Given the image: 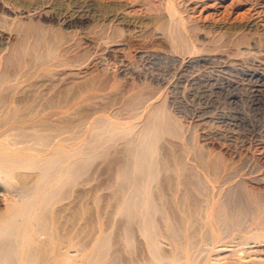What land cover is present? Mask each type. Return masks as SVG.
<instances>
[{
    "label": "bare ground",
    "instance_id": "6f19581e",
    "mask_svg": "<svg viewBox=\"0 0 264 264\" xmlns=\"http://www.w3.org/2000/svg\"><path fill=\"white\" fill-rule=\"evenodd\" d=\"M8 1L11 2L13 8L15 5L21 7L22 13H19L15 19L12 18V26L11 20L4 17L9 21L11 28L6 26L5 23L3 26L8 27L10 30L7 29L10 32L14 31L13 27H15L16 34L19 31H23L24 35L22 34L23 38L20 36V40L15 43L12 41V46L10 35H0V52L9 53L6 61L4 62L3 60L2 62L15 66L12 73L2 71L4 73L1 72L2 74L0 75V264H35L36 249L38 247H46L52 241L54 235L52 222L55 206L64 198L67 190H75L80 177L89 168L88 165H90L93 158L104 155L113 148L117 149L116 147L118 146H122L125 157L123 158L124 161L117 166L110 186L112 192L110 204L112 209H109L110 212L108 214L109 225L104 229L96 228L89 246L81 247L74 242L65 250L60 247L62 253L55 257V264H261L264 261V194L254 191L253 188L250 189L248 183L254 185L264 184V165L261 164H264V153L256 154V152L251 153L248 151L251 153L250 156H244L241 155L242 152H239V154L237 151L233 152V154L237 155L239 159L237 161L228 159V161L224 160L220 152L210 150L202 145L198 146L194 143L192 145L193 133L198 129L196 128L192 132L193 127H190L189 124L181 125V121H179L180 123L178 122V115L173 114L177 110H175L176 104L173 99L168 100L167 103L165 102L166 104L157 105L159 97L156 94V98L154 95L151 96V94L146 95V97L136 90L138 87L149 86V84H152V86L155 84L157 89V85H169L168 87H172L173 85H170L168 78L143 75L131 68L128 71L129 65L126 69L122 67L115 69L112 67L114 68L113 72L118 70V73H115L120 76L124 75L125 79L131 74L129 75L131 79L133 77L135 82L137 80L141 83V86L138 84L136 87L135 85L138 83L136 82L133 85L136 87V91L133 90L132 93L127 94L126 98L123 95L125 100L122 98L124 107L123 105L121 107L129 113L130 120H141L140 123L135 125L123 126L121 123H116V121H110L108 116H94L91 119L87 117L86 120L81 121L79 118L80 107L78 105V111L74 105L77 98H73L75 102H71L73 104L68 101L67 104H65L66 102L63 103L61 100L64 99L66 101L67 99L62 97L60 101L54 97V100L53 98L48 99L49 101L46 99L45 102L42 100L43 103H30L31 100L27 101L24 99V95L29 92V84L25 85L27 83L24 84V79L25 77L27 79V73H29L27 69L30 66L33 67V65L29 64V62L31 63L29 57H32L31 60L36 66L37 64L43 66L46 62L49 65L48 60H51L56 52L71 56L69 51L70 49L75 51V48L73 47L74 42H69L72 44L73 49L70 47L71 44L67 43L70 37L67 42H64L66 36L63 35V30H61V33L63 32L62 36L64 37L59 33L62 38H58L59 40L54 38L55 40H53L51 37L52 40L50 39L49 35L55 33L56 27L54 30H52L53 27L51 29L42 28L37 33V39L36 41L34 40L35 43L29 46V32L33 31L32 27L41 28V23L37 22L39 26L35 23H33L34 25L31 24L32 21H30L31 23H26L22 21L24 17H29L38 12L42 13L45 10L49 14H53L58 21H63L67 18H88L94 23V27H92L95 30V34L99 35L97 38H101V41H103L101 42V44L103 43L102 47L103 45L105 47L106 43L111 42L109 39L112 35L114 37V33L118 30L115 29L116 27L129 24L130 21L123 16L124 14L121 15L123 11H120L121 14L117 12L118 10L111 9L106 11V6H100L93 0ZM219 1H214V4L222 5ZM234 1L236 0H232V3ZM263 7L259 5L257 10L255 9L257 11L255 13L261 14L264 10ZM171 17L173 16L171 15ZM5 19L4 21H6ZM177 20L180 19L177 18ZM173 21L175 23L176 19ZM6 23L8 22L6 21ZM173 23L170 20L169 24ZM180 23H178L179 26ZM2 24L0 23V26ZM179 26H176L178 30L183 27V25L182 27ZM233 28L235 29V27ZM187 29H185V32H187ZM222 29L224 28L222 27L220 30ZM58 30L57 27L56 31ZM176 30L173 31L176 32ZM188 30H190V34L193 32L191 29ZM240 30L248 32L249 35H255L254 33L259 30V24L253 22ZM121 32L123 33V31ZM32 33L36 36L35 32ZM176 33L171 32L169 36L172 49L175 52L184 50L185 52L182 53H186L189 57L180 60L173 56H163L157 59L167 61L170 64H177L181 61L182 67L209 61L205 59L206 57H195L193 53L196 54V44H191L186 35L179 34L180 32ZM10 34L12 36V33ZM116 34H119V32ZM9 45L10 48L8 47ZM97 46L96 48H98ZM78 48L75 51L76 53ZM96 48L94 47V49ZM119 48L122 49L121 47ZM39 49L42 50L39 51ZM79 50L81 49L79 48ZM246 51L251 56V51L253 50L247 49ZM71 52L73 53V51ZM89 53L87 52V54ZM96 57L91 59L90 64L94 63L97 70L100 69L101 71H99V75L104 73V77H106L105 75H108L106 70L109 69H107V63L109 62H105V64L103 61H99L98 57L96 59ZM144 58L142 55L141 60ZM2 59L3 57L0 58V60ZM52 60L55 61L54 58ZM245 60L247 61V59ZM257 60L255 58L253 61L257 62ZM52 64L54 63L52 62ZM70 64L72 63L70 62ZM119 65L122 66L123 64L121 65L120 63ZM227 65L224 68L230 69V66ZM259 67L243 70L244 72H242V76L246 80L254 83L255 92L258 93L264 88V68ZM131 70L133 71L132 73ZM179 70L183 71L180 68ZM76 74L78 76L79 73ZM76 74L74 75L76 76ZM83 74L85 73L83 72ZM69 76H73V73ZM114 76L117 77L116 75ZM99 77L97 76V78ZM120 78H115L117 80L114 81H118ZM89 79L90 81H87ZM87 80H85L87 83L85 82L86 85L84 87L89 90L93 85L88 84V82L91 83L92 79L88 78ZM95 80L93 79V81ZM120 81L122 83V79ZM120 81H118V85ZM75 82H77L76 79L73 82V86ZM96 82L100 83L99 80H96ZM130 82L128 83L130 84ZM97 83L95 86L98 88L102 82L98 86ZM116 83L114 82V85H117ZM76 85L82 87L83 84ZM73 86V90L70 88L66 89L68 91H74V88L78 89V87ZM128 86L126 88L132 90V87L129 88ZM154 87H151V89L153 88V93L156 90ZM145 88H142V90H145ZM163 89L161 91H164ZM79 90L81 89L79 88ZM90 90L89 92L93 91V89L92 91ZM145 91L147 92V89ZM159 91L157 90L156 93ZM81 95L83 98V94L78 96ZM52 96L50 94V97ZM230 96L232 102L236 100L233 95ZM163 100L166 101L167 99ZM124 110L118 113L121 114L122 112L123 114ZM174 115L177 116L175 117ZM165 134L184 143V145L182 144L185 146L182 147L184 150L182 149L183 152L179 153H181L182 156L180 157H183L185 161L175 160L172 162L176 157L173 158L171 156L173 159L171 158L170 162L169 154L171 153H166L169 162H167V158H165L167 161L163 160L161 162L159 160V156L161 157L162 155L159 154L162 146L160 145L158 148V145L162 143L161 139ZM180 157L177 159H180Z\"/></svg>",
    "mask_w": 264,
    "mask_h": 264
},
{
    "label": "rangeland",
    "instance_id": "374dc122",
    "mask_svg": "<svg viewBox=\"0 0 264 264\" xmlns=\"http://www.w3.org/2000/svg\"><path fill=\"white\" fill-rule=\"evenodd\" d=\"M34 1L35 0H29V2H34ZM83 1H92V0H83ZM93 1H96L100 6H103V7L106 6L105 7L106 11H109L111 9L116 10V11L118 10L117 11L118 13L120 11L121 12L123 11L122 14L121 12L119 14L121 15L124 14L123 16H125L127 20L129 19L130 21L129 24L122 25V26L120 25L118 26V28L117 27L115 28L116 30L118 29L117 31L119 32V34H116L118 33L116 31L114 33V37H112L113 36L112 35L111 38L109 39L111 42L108 41L109 43H106L105 47L104 45L102 47V44H103V43L101 44V42H103L101 41L102 39L97 38L99 37V35L97 36L96 35L97 33L95 34V30L93 28L94 23L88 18H83V19L67 18L66 20L64 19L63 21H58L54 18L53 14H49V12H46L45 10L42 11V13L38 12L36 14H32L29 17H24V18L22 17L23 18L22 21L26 23L32 21V23L31 22L30 23L31 24L35 23L37 26H39L38 24L41 23L40 25L41 28L37 27L36 29V27L35 28L32 27L33 31L32 30L31 31L35 32L36 36L31 31L29 32L30 33L29 46L35 43L37 39V35H38L37 33H39L42 28L51 29L53 27L52 30H54L55 27L56 29L58 27L60 31L59 30L56 31L55 29V33H53L54 35L53 34L49 35L50 39L52 40L53 38V40H55L54 38L58 39V38H62L66 36L65 38L66 40L64 39V42H67L68 41L67 39L70 37L67 43L70 45L71 43L74 42L73 47L75 48V51L77 50V47H79L81 50H79L78 48V51L80 52V54L83 53L80 56L79 52L77 51L78 55H76L77 53L71 49L69 51L71 56L66 55V54L64 55L59 54L58 52H56V54L53 55L54 57L52 56L55 61H53L52 60L53 58H51V60L50 59L48 60L49 65H47V62H46L43 66L37 64L38 67L31 60L32 57L31 58L29 57V60L31 61V63L29 62V64L33 65V67L29 65L30 67L29 69H27L29 71V73H27V79L26 77L25 79L23 78L25 80V82L23 81L24 84L25 83H27L25 85L29 84V92H27L26 95H24L25 100L27 101L31 100L30 103H41L42 100L43 102H45L46 99L47 101H49L50 98H53L54 100V97H56L58 101H60V99L62 98H66L67 99V100L65 99L66 101H64V99L61 100L63 101V103L66 102L65 104H67L68 102H70V104H73L71 103V102H74L73 98L75 99L77 98V100H75L76 103L74 102L75 103L74 105L76 106L77 110H78V105L80 107L79 108L80 110L79 118L81 121L86 120L87 117L88 119H91L94 116L95 117H98V116L107 117L108 116L109 117L108 119H110V121L113 120L112 122L116 121V123H121L123 126H131V125L140 123L141 120L140 121L135 120V119L130 120L129 113H127V111L122 109L124 107V101L122 100V98L124 97L123 95H125L124 98H126V96H128L127 94L132 93L133 90L134 91L137 90L138 92L142 93L144 96L146 95L148 96V94L149 95L151 94V96L154 95L156 98V95H157V97H159L158 98L159 100H157V103H156L157 105L166 104L168 100L173 99L176 104L175 110L177 109L176 111L174 110L175 112L173 114H177L178 116L177 115H174V116L175 117L177 116L180 119H182L180 120L179 118H177L178 122L181 121V125L189 124L190 127H193L192 132L195 131L196 128L198 129L195 131L196 133L194 132L195 134L193 133V135L195 136V138L193 136V141L194 140L195 141L194 142L192 141V145L194 144L195 145L197 144L198 146L202 145L203 147L209 148L210 150L220 152L222 156L224 157V160L229 159V160L237 161L239 157L233 154V152H237V151H238L237 153L242 152L241 155H244V156H248V155L250 156V154L253 152H256V154L264 153L263 151L264 150V88L261 89L259 93L255 92L254 83L249 82L242 76V72H244L243 70L256 69L257 67H259L260 64H263V65H260L259 68H264V33H263L264 32V14H263L264 10L261 13L263 15L259 14L260 15L259 16L257 13H255L257 12L256 10L259 7V5L260 7L261 6L263 7L264 0H260V1L236 0L234 1V3H232V0H220V1L217 0L221 2L222 5H218L217 3L214 4L215 3L214 1L216 0H205L206 2L205 1L203 2V0L202 2L201 0L200 1L198 0H106V1L105 0H93ZM15 6L13 8L11 6V2L8 0H0V23L1 24L3 23L0 26V35L2 36L10 35V41H11L10 43H12L11 46L13 45L12 41H14V43L16 41H19L20 40L19 38L21 37L23 38L22 34L24 33L23 31L18 30L19 31L18 34L21 33L19 34V37H18V34H16L17 31L15 32V27H13L14 31L12 32L9 31L10 30L9 28H11L12 26V18L15 19V17H17L19 13H22L21 7L17 5ZM171 15L173 17H171ZM4 17L8 20H11L10 21L11 26H10L9 21L6 20ZM177 18L180 20H177ZM4 19L9 23V25L8 23H6V21H4ZM169 19L172 21V23L174 22L173 20L176 19V22L173 24H169L170 23ZM179 22H181L180 26L182 27L183 25L184 27V28L183 27L179 28V30L181 29L180 31L176 27V26H179L178 24ZM253 22L254 23L257 22L259 24L258 32L254 33L255 35L251 34L253 37L249 35L248 32L240 30L241 28H244L246 25H249ZM4 23L9 28L6 26H3L5 25ZM43 24L45 27L43 26ZM172 25L174 26L173 27L174 29L172 28ZM47 26L48 28H46ZM227 26L229 27L227 28ZM185 27L187 28L189 27L188 29H191L193 31L191 32L192 35L190 34V30H188ZM219 27L220 29L222 27L224 29L220 30ZM233 27H235V29ZM175 29H177L176 32L177 31L180 32L179 34L186 35L191 44H196V46L195 45L194 46L197 48V49L195 48L197 51L195 50L196 54L193 53L194 56L197 58L199 56L204 57V58L206 57L205 59H207V61L209 60L208 61L209 63L208 62L207 63L206 62L205 63H194L191 65H187V67H182L181 61L179 62L180 64L172 63L173 64L172 65L168 63L167 61H161L157 59L158 57H163V56H173L175 58H179L180 60L186 57H189L186 53H182V52H185L184 50H180L181 52H178V51L175 52V50L172 49L173 47L169 41L170 40L169 36L171 32L176 33L175 31H173ZM185 29H187L186 31L191 37L188 34H186L187 32H185ZM237 29H239L240 31L239 30L236 31ZM61 30H63L64 34L63 32L61 33ZM232 30L238 33L233 32ZM121 31H123V33ZM9 32L12 33V36ZM178 32L176 34H178ZM231 32L233 33V35ZM56 33L58 34V37ZM59 33L61 36L62 34L64 36L60 37ZM223 35L224 37H222ZM234 35H235V38H234ZM30 36L33 38L32 39L33 43H32ZM120 36H123V37H120ZM167 38H168V42H167ZM246 38L248 39L247 41H246ZM118 41L120 42V44ZM46 43H47V40H46ZM74 44H76L77 46L76 45L74 46ZM83 44L85 47L83 46ZM107 44L108 45L111 44V45L108 46ZM42 45L44 46V44ZM96 45H98L97 46L98 48H96ZM107 46L110 48H108ZM8 47L10 48V45ZM70 47L73 49L72 44L70 45ZM94 47L96 49H94ZM101 47L103 48V50ZM119 47H121L122 49L124 48V49L122 50ZM88 49L91 51L90 52L91 54L89 53ZM247 49L253 50L251 51L252 54L250 53L251 56L253 57L249 56V53L247 51H246L247 53L245 52V50ZM40 50L42 49H39V51ZM82 50L83 51L85 50V51L83 52ZM71 51H73V53ZM92 51L95 54L94 53L92 54ZM243 51L245 52V54ZM87 52L89 54H87ZM253 53H255L256 55ZM193 54H189V55H193ZM0 55H2L0 58L3 57V59L0 60V63L2 64L6 61L9 53L2 51L0 52ZM142 55L145 58L141 60ZM65 56L67 57L65 58ZM96 56L99 58V61H103V63L109 62L107 63V69L109 68L108 69L109 71L106 70L107 73L105 71H102L108 74V75H105L106 77H104V73L101 74L102 76L99 75L101 71L100 69L97 70L94 63L90 64L91 59L95 58ZM255 56H257L258 58ZM255 58L258 59L257 62L253 61L255 60ZM67 59H69L70 61ZM245 59H247V61ZM3 60L4 62H2ZM63 60H64V63H63ZM52 62L54 64H52ZM70 62L72 64H70ZM240 62L242 65L240 64ZM6 63L0 66V75L4 73L2 71H6V72L8 71L9 73H12L14 71L15 66L13 67V64H11L12 65L11 66L9 65L10 63H7L9 65L8 66ZM120 63L121 65L122 64L123 65L120 66L119 65ZM50 64H52L53 66ZM125 64L127 65L125 66ZM224 64L225 65L228 64L227 66H230L229 67L230 69L224 68L225 67ZM5 65L8 67H6ZM34 66H36L37 68ZM112 66L115 69L116 68L120 69L121 67L126 69L128 66L129 68L128 71H130V68H131L132 70H135L143 75H155V76H161L162 78H166V79L168 78L170 85L171 86L173 85L172 87H175V86L176 87L172 88V87H168L169 85H166L167 87L165 85H160V86L157 85L158 86V89H157L155 84L152 86V84L150 85L149 83H147L149 84V86L143 85L142 87H138L139 88L138 89L136 87L138 86V84H140L141 86V83H139L137 80L136 82L138 83H136L133 77L131 79V76H129L131 74L127 76L126 78L127 81H126L124 75H121L122 76L121 77L119 74H117L118 70L117 71L115 70V72L117 73L113 72L114 68ZM4 67L5 69L6 68L7 69L5 70ZM179 68L182 69L183 71L179 70ZM132 70H131V73L133 72ZM83 72L85 74H83ZM72 73H73V76H69ZM76 73H79L78 76ZM74 74H76L77 77ZM169 74H172V75H169ZM93 75H95L96 77ZM114 75H116L117 77H115ZM97 76H100L99 78H103V79H99L97 78ZM86 78L92 79L91 83L88 82V84L93 85L89 88V90L92 87H94L92 88L93 91L92 89L90 90L92 92H89L88 88L86 89L84 87L86 85L85 84L86 82L85 80H87ZM115 78L122 79V83L119 79L118 81H120L119 82L120 84L118 85V81H114V80H117ZM75 79L77 82H80V81L81 82L80 83L75 82L74 84L75 85L83 84L82 85L83 88L79 87V85L73 86V82L75 81ZM93 79L99 80L100 83L99 82L97 83L96 80L93 81ZM87 81H90V79ZM129 81H131L130 84L128 83ZM114 82L115 83L117 82L116 83L117 85H114ZM96 83H97V86L98 84L99 85L101 84V85L98 86L97 88L95 86ZM230 83L231 85L228 86V84ZM133 85H135L136 87H134ZM72 86L78 87V89L76 90V88H74V91L69 90L70 93L68 94L69 88L73 90ZM127 86L129 88L132 87V90L126 88ZM151 87H154L156 89L154 90L155 91L154 93H153V88L151 89ZM159 87L160 88L163 87L164 89L163 88L160 89ZM79 88L81 90H79ZM142 88H145V90L147 89V92L144 89L142 90ZM162 89L164 91H161ZM51 90L53 91V93ZM157 90H160L161 92L159 91L158 93H156ZM80 91H82L83 93ZM76 93H77V96H76ZM50 94L53 96L50 97ZM80 94H83L84 99L82 98V95L78 96ZM230 95H233V97L236 98L235 101L237 102L235 101L232 102L230 100V97H231ZM163 99H167V100L165 101ZM158 102H160L161 104ZM121 105H123V107H121ZM121 109L124 110L123 114L122 112L121 114L118 113L122 111ZM229 123L230 125H228ZM233 123H235L234 126H233ZM172 138L171 136H168L166 134L162 137L161 139L162 143H159L158 145V148L160 147V145L162 146L161 147L162 150L159 151V154H162L161 157L159 156V160L161 162H163V160L167 161L168 157L166 156L167 154L171 153L169 154L170 162L172 158L171 156H173V158L176 157L174 160H172V162L175 160L185 161L183 157H180L182 156L181 153L183 152L182 147H185L183 146L184 143L182 141H179V139L176 140L175 138L173 139ZM81 142H84V141H81ZM180 143H181V146H180ZM119 147L120 146L116 147L117 149L115 148L111 149L104 155H100V156L93 158L90 165H88L89 168L85 170L86 172L80 177L75 187V190L74 191L67 190L64 198L59 202V204L55 206L54 214H53V222H52V227L54 230L52 241L46 247H38L36 249L35 255L37 257H36L35 264H55V261H54L56 260L55 257L62 253L60 251V247L61 249L65 250L67 249V247H69L74 242L80 245L81 247L89 246V244L91 243L94 237V234H95L94 231H96V228L104 229L109 225L110 221L108 220L109 219L108 214L110 212L109 209H112V206L110 204V197L112 195L110 186L112 183L113 174L117 166L119 165L120 162L124 161L123 158L125 157L122 146L120 148ZM175 151H176V154H175ZM248 151H250L251 153H249ZM177 154L178 156H176ZM178 157H180V159H177ZM167 162H169V159ZM261 164L264 165L263 163ZM248 187L250 189L253 188V190L254 191L256 190V192L258 191V193L260 192L264 194V184L254 185L252 183H248ZM261 264H264V261L261 262Z\"/></svg>",
    "mask_w": 264,
    "mask_h": 264
}]
</instances>
